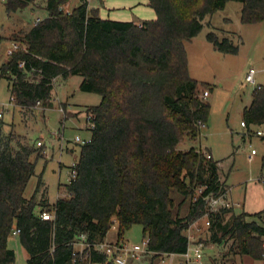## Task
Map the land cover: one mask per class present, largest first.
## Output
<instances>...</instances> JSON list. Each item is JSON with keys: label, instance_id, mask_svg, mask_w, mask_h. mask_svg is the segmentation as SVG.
I'll use <instances>...</instances> for the list:
<instances>
[{"label": "trees", "instance_id": "trees-1", "mask_svg": "<svg viewBox=\"0 0 264 264\" xmlns=\"http://www.w3.org/2000/svg\"><path fill=\"white\" fill-rule=\"evenodd\" d=\"M42 1L47 16L25 32L19 48L0 65L15 106L51 107L53 80L75 75L81 77L79 90L99 95L100 102L85 107L94 127L86 125L90 138L70 167L76 177L53 204L41 175L26 195L35 176L32 156L41 157L42 149L14 141L0 120V264L15 262L7 246L13 227L20 231L27 264H113L94 246L105 242L114 219L117 242L140 224L154 258L180 255L187 249V230L205 213L209 243L232 241L234 255L264 260L263 212H208L203 197L227 187L218 161L193 148L176 149L184 136L199 135L210 109L188 74L185 43L228 1L242 4L241 23L262 21L264 0H147L156 17L140 26L100 18L86 0L69 13L70 0ZM35 2L6 0L4 5L11 13ZM206 40L219 52L238 51L213 32ZM242 121L248 129L264 124V86L253 90ZM41 210L52 218L42 220ZM81 235L88 247L79 252L74 243Z\"/></svg>", "mask_w": 264, "mask_h": 264}, {"label": "rangeland", "instance_id": "rangeland-1", "mask_svg": "<svg viewBox=\"0 0 264 264\" xmlns=\"http://www.w3.org/2000/svg\"><path fill=\"white\" fill-rule=\"evenodd\" d=\"M5 1L0 0V65L8 58L5 50L11 42L20 45L21 37L36 23V19L42 20L47 16L42 0L11 13L6 11ZM79 1L70 0L65 10L70 11ZM86 1L88 8L97 9L103 19L128 16L144 21L156 17L154 10L146 5V0ZM241 8V3L228 1L223 9L206 17L198 35L185 43L188 74L199 83V97L210 105V109L199 135L196 138L184 136L176 149L187 151L193 148L203 155L211 153V159L218 161L221 181H226L227 188L230 187L231 199L241 203L236 211L249 214L262 211L264 215V137L253 134V131L262 130L263 126L247 129L240 125L242 111L250 104L253 90L258 85L264 86V19L258 23L243 24L240 21ZM136 24L140 26L141 22ZM208 32L215 33L220 39H230L238 47L237 53H222L214 49L206 40ZM251 68L256 71L255 84L245 80ZM80 82L81 77L76 75L53 80L51 107L38 105L22 109L15 106L14 99L11 101L7 79L0 78V120L4 122V131L10 133L14 141H22L43 151L37 159L32 156V160L36 161L35 176L27 185L26 195L33 192L37 177L41 175L50 204L66 196L64 185L69 182L70 167L80 153L81 144L75 142V138L84 141L90 138L85 107L100 102L99 95L79 90ZM61 107L66 109L64 114ZM59 132L62 140L59 139ZM38 141L43 143L41 147L37 146ZM66 143H69V151L65 148L61 151V146ZM252 149L254 154H251ZM113 222L105 239L110 243L117 242V223L115 219ZM190 233L195 239L206 240L204 264H264V260H252L231 253L232 241L219 246L209 243L204 218L190 225ZM143 239L140 224L131 225L123 233V240L130 244H141ZM7 246L15 252L14 264H27V253L18 236L11 234ZM85 247V236L81 235L74 248L81 252ZM162 259L176 264L183 257L162 255L154 258L153 254L147 253L138 262L129 264H162Z\"/></svg>", "mask_w": 264, "mask_h": 264}, {"label": "built area", "instance_id": "built-area-1", "mask_svg": "<svg viewBox=\"0 0 264 264\" xmlns=\"http://www.w3.org/2000/svg\"><path fill=\"white\" fill-rule=\"evenodd\" d=\"M67 13L70 11L66 10ZM40 19L37 18L36 22H39ZM19 48V44L16 42H11L10 47H8L5 50V54L7 56L12 55L14 51H16ZM255 70L254 69H249L248 73L246 74L245 80L251 84H255ZM204 95V94H203ZM205 97V95H204ZM11 101L13 98H10ZM39 105V102H37V105ZM1 112H0V117H1ZM93 114L92 113H87L86 114V125L90 128H93ZM240 125L244 128L248 127L246 124L241 121ZM263 126L262 130L258 129L256 131H253V134H255L258 137H264V124L261 125ZM59 139L62 140V135L59 133ZM75 142H79L80 144H85L87 141L81 140L79 137L75 138ZM62 143V142H61ZM38 147H41L43 143L41 141H38L37 143ZM64 147L61 146V151H63ZM255 151L252 149L251 154H254ZM205 158L210 159L212 158L210 153H205ZM70 175L71 178L69 179V182L73 180L76 177V171L74 169L70 170ZM204 190V187H201L197 190V194H201V192ZM230 187L225 188V190L222 193H219L217 195L213 194H206L203 197V201L205 203V206L208 210V212H217L220 209H238L241 207V204L239 202H235L230 198ZM39 216L42 220H50L52 218V214L47 212L46 210H41L39 212ZM207 213H205L204 216L201 218H204V227L208 228L210 226V222L207 218ZM195 222L191 225H194ZM197 231H199V228H196ZM12 235L18 236L20 233L19 229L16 227L12 228ZM84 236V235H83ZM187 237H188V245L187 249L183 254H180L183 259L176 263V264H204V256H205V250L207 249V245L204 241L201 239H195V236H193L190 233V227L187 230ZM88 247V245H86ZM94 249L97 250L98 252H101L106 255L107 260L111 261L113 264H129L130 262H138L140 258L147 254L150 253L148 250V240L143 239L141 244H130L127 241H122V242H103L100 244H97L94 246ZM152 254V253H150ZM177 254H168L166 256L173 257ZM162 264H174L171 260L169 262H166L164 259H162Z\"/></svg>", "mask_w": 264, "mask_h": 264}, {"label": "crops", "instance_id": "crops-1", "mask_svg": "<svg viewBox=\"0 0 264 264\" xmlns=\"http://www.w3.org/2000/svg\"><path fill=\"white\" fill-rule=\"evenodd\" d=\"M146 5H147V0H146ZM68 6V5H67ZM69 7V6H68ZM67 9V8H66ZM107 19H110V20H116V21H131V22H135V23H138V22H141V21H139V20H135L134 18H129L128 16H124V17H118V16H114V17H111V18H107ZM248 73V72H247ZM246 73V74H247ZM59 79H61L60 77H58V78H56L55 80L57 81V80H59ZM64 80V79H63ZM259 86V85H258ZM62 109V108H61ZM63 111V110H62ZM65 111H66V109H65ZM66 118H68V117H66ZM65 118V119H66ZM60 133V132H59ZM61 134V133H60ZM68 145H69V143H66L65 144V146H64V148L66 149V151H69V148H68ZM64 150V149H63ZM211 154V153H210ZM212 156V155H211ZM77 157H76V159L74 160V164L77 162ZM231 198V197H230ZM240 203V202H239ZM241 204V203H240ZM28 257V256H27Z\"/></svg>", "mask_w": 264, "mask_h": 264}]
</instances>
